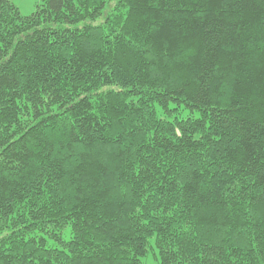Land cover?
<instances>
[{
  "label": "trees",
  "instance_id": "obj_1",
  "mask_svg": "<svg viewBox=\"0 0 264 264\" xmlns=\"http://www.w3.org/2000/svg\"><path fill=\"white\" fill-rule=\"evenodd\" d=\"M151 252L264 264V0H0V264Z\"/></svg>",
  "mask_w": 264,
  "mask_h": 264
},
{
  "label": "rangeland",
  "instance_id": "obj_2",
  "mask_svg": "<svg viewBox=\"0 0 264 264\" xmlns=\"http://www.w3.org/2000/svg\"><path fill=\"white\" fill-rule=\"evenodd\" d=\"M14 5L20 10L23 16H30L36 11L40 0H13ZM65 238L69 239V231H66ZM144 264H158L153 252H151L143 261Z\"/></svg>",
  "mask_w": 264,
  "mask_h": 264
}]
</instances>
